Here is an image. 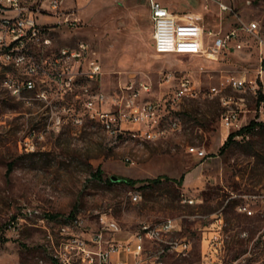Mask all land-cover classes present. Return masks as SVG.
I'll list each match as a JSON object with an SVG mask.
<instances>
[{
    "label": "rangeland",
    "instance_id": "374dc122",
    "mask_svg": "<svg viewBox=\"0 0 264 264\" xmlns=\"http://www.w3.org/2000/svg\"><path fill=\"white\" fill-rule=\"evenodd\" d=\"M160 1L175 14L198 19L207 31L224 34L251 22H257L258 29L241 30L243 47L224 49L216 59L206 54H160L153 44L149 0H98L97 11L91 14L98 16L96 23L83 15L94 0H76L68 5L80 24L58 25L55 36L57 48L75 45L80 39L90 44L104 66L105 92L114 93L133 80L152 85V92L143 96L166 101L167 115L177 117L181 127L173 128L171 118L165 117L161 132L151 140L111 135L76 93H62L50 77L43 76L46 82L40 80L36 89L15 94L6 85L8 77L21 83L29 76L23 69L0 63V264H64L65 226L91 241L102 219H114L121 226L117 238L127 239L144 223L167 218L179 224L168 241H190L192 246L184 255L162 242V247L170 248L165 263L202 264L203 228L218 217L225 220L228 243L241 242V247L228 249L229 260L243 257L257 238L243 264H264V250L259 248L264 206L254 207L253 216L238 209L244 195H264V113L253 90L264 82V74H259L264 59V0ZM40 20L57 23L54 15ZM167 70L190 74L204 92L212 85L222 91L185 98L173 106L168 100L174 88L163 81ZM228 78L246 79V91L227 85ZM42 88L47 90L45 97L40 95ZM229 99L245 103L247 109L240 112L232 104L239 120L230 130L224 123V103ZM77 114L84 115L83 122L75 121ZM252 120L263 126L237 137L220 154L227 134ZM194 145L206 147L210 154L201 159L206 186L193 195L173 179L199 163L189 152ZM211 172L215 173L212 178L207 175ZM112 176L168 178L157 185L138 182L132 186L113 181ZM135 194L140 195L137 200ZM184 194L195 202H185ZM76 221L81 225H75ZM244 230L249 232L248 240L240 237ZM71 262L78 264L75 257Z\"/></svg>",
    "mask_w": 264,
    "mask_h": 264
},
{
    "label": "built area",
    "instance_id": "2783aa9c",
    "mask_svg": "<svg viewBox=\"0 0 264 264\" xmlns=\"http://www.w3.org/2000/svg\"><path fill=\"white\" fill-rule=\"evenodd\" d=\"M69 2L70 0H0V63L23 69L29 76L21 83L13 77H8L6 85L20 94L21 86L37 88L40 80L46 82L42 77L47 76L62 93H69L73 92L71 80L75 79L76 72L90 71L92 82H82L81 93H76V98L83 101L87 111L95 115L111 135L119 137L132 134L151 140L154 133L161 132L163 125H160V118L163 117L172 118V125L181 127V122L167 115L166 101L143 96L152 92V85L146 81L133 80L119 87L114 93H107L96 86L94 83L100 79L103 65L86 40L77 41L72 54H63V47L67 45L56 47L57 26H77L81 22L73 7L68 5ZM222 7L228 8L225 4H222ZM151 11L155 48L160 54H206L216 59L224 49L243 47L241 30L253 33L258 29V23L251 22L241 29H232L224 34L212 30L206 32L198 19L175 14L159 0H151ZM46 15H55L57 23L42 22L40 17ZM206 34L212 39L208 46L205 45ZM259 74L261 76L264 74V59ZM163 81L174 88L168 100L173 106L185 98H196L201 94H218L222 91V87L212 85L204 92L190 74H178L173 70L163 73ZM222 84L231 85L241 92L246 91L244 78H228L227 85L225 82ZM130 87H138V97H130ZM46 91H41L40 95L45 97ZM254 92L260 97V111L264 113V82L262 85L256 84ZM224 104L227 107L224 123L230 130L239 120L237 110L232 104H237V108H240V103L229 99L228 103ZM83 116L77 114L75 121L83 122ZM229 134L230 132L227 136ZM31 148L34 149L33 146ZM189 152L199 158H205L210 154L206 147L195 145L189 147ZM139 197V194L133 195L134 200ZM243 197L245 200L238 205V209L249 216L256 213L254 207L258 204L264 206V195ZM184 201L190 203L195 202V199L184 194ZM74 224L81 225L78 221ZM225 226L222 217L204 226L202 264H243L246 262L245 256L255 249V243L259 240L257 238L251 241L252 244L243 257L229 260L228 234ZM178 228L177 219L167 218L158 223H144L129 238L120 239L117 238L121 231L118 221L102 219L100 231L90 241L84 236L70 233L71 228L65 226L62 233L65 237L61 241V247L65 251L63 262L72 264L71 259L75 257L78 264H166L164 257L170 248L177 249L184 255L191 251L190 241H168V236ZM240 237L248 240L249 232L242 231ZM260 240L259 248L264 250V235ZM162 242L169 243L171 247L169 249L162 247ZM146 252L148 255L145 256Z\"/></svg>",
    "mask_w": 264,
    "mask_h": 264
},
{
    "label": "crops",
    "instance_id": "0c3cea01",
    "mask_svg": "<svg viewBox=\"0 0 264 264\" xmlns=\"http://www.w3.org/2000/svg\"><path fill=\"white\" fill-rule=\"evenodd\" d=\"M74 1H76V0H74ZM74 1L73 0H70V3H73ZM97 4H98V0H94V2L91 3V5L89 6V8H87V9H85L83 11V15L87 19H90V20L92 19V21L95 22V23H96V21H98V16L93 17V15H91V14H93V13H95L97 11V7H98ZM163 5H165V4H163ZM166 7H168V6H166ZM149 9H150V20H151L152 31H153L152 35H153L154 34V22H153V19H152L151 0H149ZM204 29L207 31V29H206L205 26H204ZM80 40H83V39H80ZM207 40L209 42H207ZM211 43H212V39L209 38L207 36V34H206L205 35V45L208 46ZM153 44H154V48H155L154 35H153ZM155 50H156V48H155ZM102 65H103V63H102ZM103 82H104V66H103V73H102L100 79L97 82H95L94 84L96 86H99L101 89L104 90V83ZM244 104L245 103L240 102V104H239L240 105V112H246L247 111V109H244ZM216 157L217 156H215V158ZM197 159L199 160V163H197L195 166H193L192 169L189 170L185 174V179H184V182H183V188H184V190L186 192H188V193L193 194V195L202 192L204 190L205 186H206V181H205V177H206V173H205V161L204 160H201V159H204V158L197 157ZM207 175H209L212 178L213 176H215V173H212L211 172L210 174H207ZM239 247H241V242H239L237 240H233L230 243H228V249L231 250V251H233L234 249L239 248ZM146 255H148V252H146L145 256ZM123 257H125V256H123ZM131 258L132 257H130L129 259L132 260ZM117 260H118V256L116 255V261ZM256 263H258V262H256Z\"/></svg>",
    "mask_w": 264,
    "mask_h": 264
},
{
    "label": "trees",
    "instance_id": "16d2710c",
    "mask_svg": "<svg viewBox=\"0 0 264 264\" xmlns=\"http://www.w3.org/2000/svg\"><path fill=\"white\" fill-rule=\"evenodd\" d=\"M258 126H263V123L260 121L252 120L250 123L241 127L240 129L230 132L224 144L220 147L219 153L224 154L227 151V149L232 145V143L236 140L237 136H246L252 133ZM163 178H168V177L159 176L156 178H146V179L121 178V181H124L132 186H135L138 182H149L147 183L148 185L150 184L157 185L161 183ZM184 179H185V174H182L180 178L178 179L175 178L173 180L177 182L179 185H183ZM72 215H74V213H72Z\"/></svg>",
    "mask_w": 264,
    "mask_h": 264
},
{
    "label": "bare ground",
    "instance_id": "6f19581e",
    "mask_svg": "<svg viewBox=\"0 0 264 264\" xmlns=\"http://www.w3.org/2000/svg\"><path fill=\"white\" fill-rule=\"evenodd\" d=\"M72 52H74V45H67V47H63V54H72ZM82 82H92V74L90 71H77L75 75V79L71 80V90H73L74 93H81ZM32 89H36V86H21V93L23 92V90H32ZM253 90H256V85L253 86ZM11 91L15 92V94L18 93L17 90H11ZM42 91H46V89L42 88ZM130 97H138V87H130ZM225 103H228V100H226ZM164 118L165 117L160 118V123ZM173 120L180 122L177 117H173ZM170 124L173 128H178L176 127V125H172V118ZM107 131L110 133L109 130ZM190 203H194V202H190Z\"/></svg>",
    "mask_w": 264,
    "mask_h": 264
},
{
    "label": "water",
    "instance_id": "95a60500",
    "mask_svg": "<svg viewBox=\"0 0 264 264\" xmlns=\"http://www.w3.org/2000/svg\"><path fill=\"white\" fill-rule=\"evenodd\" d=\"M112 180H113V181H119V180H121V178L118 177V176H112Z\"/></svg>",
    "mask_w": 264,
    "mask_h": 264
}]
</instances>
